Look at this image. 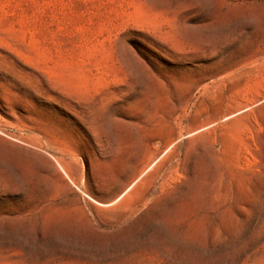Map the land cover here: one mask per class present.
<instances>
[{
    "label": "rangeland",
    "instance_id": "obj_1",
    "mask_svg": "<svg viewBox=\"0 0 264 264\" xmlns=\"http://www.w3.org/2000/svg\"><path fill=\"white\" fill-rule=\"evenodd\" d=\"M0 264H264V0H0Z\"/></svg>",
    "mask_w": 264,
    "mask_h": 264
}]
</instances>
